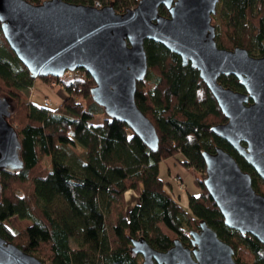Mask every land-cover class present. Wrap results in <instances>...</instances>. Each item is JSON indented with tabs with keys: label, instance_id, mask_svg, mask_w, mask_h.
<instances>
[{
	"label": "trees",
	"instance_id": "trees-1",
	"mask_svg": "<svg viewBox=\"0 0 264 264\" xmlns=\"http://www.w3.org/2000/svg\"><path fill=\"white\" fill-rule=\"evenodd\" d=\"M25 1L40 5L47 0ZM63 1L94 8L98 3L124 13L140 0ZM159 15L168 17V12L160 7ZM212 21L218 48L239 47L252 57L264 56V0H219ZM144 49L148 71L136 85L135 103L156 130L155 153L123 123L107 118L91 97L94 81L82 70L60 82L66 96L57 108L30 104L26 94L35 79L15 58L0 28V98L11 102L8 121L17 132L24 166L0 173V236L46 264H141L130 254L132 241L143 238L159 252L175 240L190 247L189 233L205 222L232 247L237 264H264V245L224 226L202 183V153L220 148L230 154L262 196L264 182L212 133L226 120L198 72L182 67L159 44L146 41ZM219 83L244 92L232 76L220 77ZM76 148L83 150V164L72 158ZM178 156L184 168L201 176L194 182L199 196H187V210L159 179V165ZM130 191L137 196L132 208L125 200ZM13 217L31 225L13 233L5 226Z\"/></svg>",
	"mask_w": 264,
	"mask_h": 264
},
{
	"label": "water",
	"instance_id": "water-1",
	"mask_svg": "<svg viewBox=\"0 0 264 264\" xmlns=\"http://www.w3.org/2000/svg\"><path fill=\"white\" fill-rule=\"evenodd\" d=\"M219 0H140L117 13L63 0L32 5L0 0V28L15 58L33 79L63 77L84 71L94 81L91 97L107 118L123 123L156 152L159 138L135 103L137 83L148 71L144 43L151 41L177 56L182 67L198 72L226 122L211 128L264 182V56L245 49L218 48L215 25ZM164 7L168 17L159 15ZM234 77L244 92L225 88L220 77ZM10 101L0 98V173L22 170L20 142L9 123ZM203 186L219 210L224 226L264 245V196L252 177L227 152L202 153ZM190 247L175 240L165 252L143 238L131 242L130 254L141 264H237L234 251L205 222L192 231ZM0 264H45L0 236Z\"/></svg>",
	"mask_w": 264,
	"mask_h": 264
},
{
	"label": "rangeland",
	"instance_id": "rangeland-1",
	"mask_svg": "<svg viewBox=\"0 0 264 264\" xmlns=\"http://www.w3.org/2000/svg\"><path fill=\"white\" fill-rule=\"evenodd\" d=\"M54 83L57 82L49 80L47 83H42L40 79H35L32 88L26 94L27 101L36 107L44 106L46 103L49 108H57L66 94L60 85H54ZM98 122L99 120H94V123ZM72 158L83 164L85 160L83 150L76 148ZM180 161H182V158L178 156L175 159L171 158L161 163L159 165V179L171 186L170 189L174 198L184 210H187V196H199L200 192L194 182L196 178H201V176L193 168H184ZM176 177L180 178V183L174 180ZM136 197V194L132 191L126 193L125 200L128 208H132L136 203ZM30 225L29 221H20L15 217L5 223V226L13 233L21 232Z\"/></svg>",
	"mask_w": 264,
	"mask_h": 264
},
{
	"label": "built area",
	"instance_id": "built-area-1",
	"mask_svg": "<svg viewBox=\"0 0 264 264\" xmlns=\"http://www.w3.org/2000/svg\"><path fill=\"white\" fill-rule=\"evenodd\" d=\"M95 7L97 9H100L101 8V6L98 3L95 4ZM72 76H73V72L66 71V72H64L63 77L61 79H59L60 81H55V82H57L56 84L60 85V82H62L64 80H69V79L72 78ZM56 84L54 83V85H56ZM43 108H49L48 104L45 103L44 106H43ZM174 180L176 182L180 183V178L179 177L174 178Z\"/></svg>",
	"mask_w": 264,
	"mask_h": 264
},
{
	"label": "flooded vegetation",
	"instance_id": "flooded-vegetation-1",
	"mask_svg": "<svg viewBox=\"0 0 264 264\" xmlns=\"http://www.w3.org/2000/svg\"><path fill=\"white\" fill-rule=\"evenodd\" d=\"M218 6H219V3H218V5H217V7H216V10L218 11Z\"/></svg>",
	"mask_w": 264,
	"mask_h": 264
}]
</instances>
